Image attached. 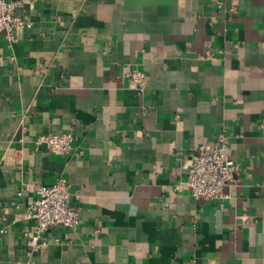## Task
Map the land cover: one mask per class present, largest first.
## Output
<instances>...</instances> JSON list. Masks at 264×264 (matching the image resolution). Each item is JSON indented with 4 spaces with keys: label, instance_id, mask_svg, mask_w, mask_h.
Here are the masks:
<instances>
[{
    "label": "crops",
    "instance_id": "obj_1",
    "mask_svg": "<svg viewBox=\"0 0 264 264\" xmlns=\"http://www.w3.org/2000/svg\"><path fill=\"white\" fill-rule=\"evenodd\" d=\"M19 13L31 29L12 45L0 34V264H264V0H35ZM222 131L235 181L222 202L195 199L182 183ZM69 132L66 156L34 143ZM59 178L81 224L53 226L35 252L33 187Z\"/></svg>",
    "mask_w": 264,
    "mask_h": 264
},
{
    "label": "built area",
    "instance_id": "obj_2",
    "mask_svg": "<svg viewBox=\"0 0 264 264\" xmlns=\"http://www.w3.org/2000/svg\"><path fill=\"white\" fill-rule=\"evenodd\" d=\"M34 1L0 0V34L11 45L19 40L24 31L31 29V19L21 15L19 9L28 3L33 4ZM201 58L211 59L212 54L206 52ZM125 75L136 84L140 93L145 92L147 77L144 72L132 69ZM22 130L25 131L26 127L22 126ZM74 142L75 138L71 132L41 135L34 141L37 147L44 146L51 153L65 156L73 150ZM229 150V137L223 131L216 135L212 145L197 148L194 164L182 183L189 188L195 199L222 202L227 197L226 190L235 181L239 170L238 163L230 158ZM33 189L36 198L29 205L26 217L36 223L35 236L30 238L28 243L33 251L37 252L46 245L43 236L53 226L77 229L81 224V215L79 209L70 204L71 184L66 179L59 178L52 185L36 184ZM18 195L22 196V193ZM4 231L1 229L0 234Z\"/></svg>",
    "mask_w": 264,
    "mask_h": 264
}]
</instances>
